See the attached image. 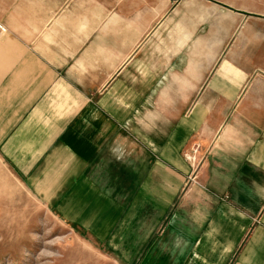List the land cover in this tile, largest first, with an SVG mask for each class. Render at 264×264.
Returning <instances> with one entry per match:
<instances>
[{
	"label": "crops",
	"instance_id": "1",
	"mask_svg": "<svg viewBox=\"0 0 264 264\" xmlns=\"http://www.w3.org/2000/svg\"><path fill=\"white\" fill-rule=\"evenodd\" d=\"M251 7L0 0L4 164L115 264H264Z\"/></svg>",
	"mask_w": 264,
	"mask_h": 264
},
{
	"label": "rangeland",
	"instance_id": "2",
	"mask_svg": "<svg viewBox=\"0 0 264 264\" xmlns=\"http://www.w3.org/2000/svg\"><path fill=\"white\" fill-rule=\"evenodd\" d=\"M251 2V11L264 18V0ZM0 264L115 263L103 257L82 233L74 232L0 157Z\"/></svg>",
	"mask_w": 264,
	"mask_h": 264
},
{
	"label": "built area",
	"instance_id": "3",
	"mask_svg": "<svg viewBox=\"0 0 264 264\" xmlns=\"http://www.w3.org/2000/svg\"><path fill=\"white\" fill-rule=\"evenodd\" d=\"M5 34V31L3 27L0 26V37H2Z\"/></svg>",
	"mask_w": 264,
	"mask_h": 264
}]
</instances>
